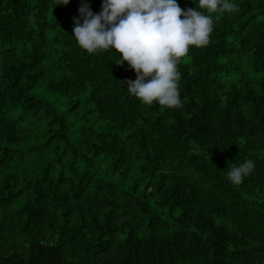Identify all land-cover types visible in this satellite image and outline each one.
Returning <instances> with one entry per match:
<instances>
[{
	"label": "trees",
	"instance_id": "obj_1",
	"mask_svg": "<svg viewBox=\"0 0 264 264\" xmlns=\"http://www.w3.org/2000/svg\"><path fill=\"white\" fill-rule=\"evenodd\" d=\"M233 3L167 109L78 46L82 0H0V264H264V0Z\"/></svg>",
	"mask_w": 264,
	"mask_h": 264
},
{
	"label": "clouds",
	"instance_id": "obj_2",
	"mask_svg": "<svg viewBox=\"0 0 264 264\" xmlns=\"http://www.w3.org/2000/svg\"><path fill=\"white\" fill-rule=\"evenodd\" d=\"M193 2L195 9L182 10L177 0H103L102 11L94 14L87 0H82L73 37L89 55L113 49L119 53L116 64L127 62L137 76L127 82V91L141 104L180 108V61L191 47L209 44L214 30L212 14L231 13L234 8L233 0ZM69 3L56 0V6ZM254 171L251 159L229 162L226 179L239 186Z\"/></svg>",
	"mask_w": 264,
	"mask_h": 264
}]
</instances>
